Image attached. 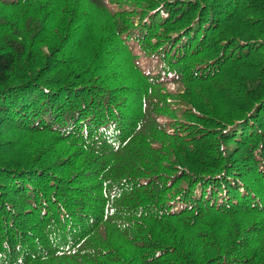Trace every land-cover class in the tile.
<instances>
[{"label":"trees","instance_id":"trees-1","mask_svg":"<svg viewBox=\"0 0 264 264\" xmlns=\"http://www.w3.org/2000/svg\"><path fill=\"white\" fill-rule=\"evenodd\" d=\"M0 264H264V0H0Z\"/></svg>","mask_w":264,"mask_h":264},{"label":"bare ground","instance_id":"bare-ground-1","mask_svg":"<svg viewBox=\"0 0 264 264\" xmlns=\"http://www.w3.org/2000/svg\"><path fill=\"white\" fill-rule=\"evenodd\" d=\"M223 262V261H222Z\"/></svg>","mask_w":264,"mask_h":264}]
</instances>
